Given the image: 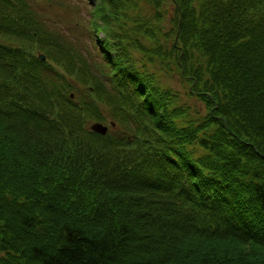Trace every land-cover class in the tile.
Segmentation results:
<instances>
[{
    "label": "trees",
    "instance_id": "trees-1",
    "mask_svg": "<svg viewBox=\"0 0 264 264\" xmlns=\"http://www.w3.org/2000/svg\"><path fill=\"white\" fill-rule=\"evenodd\" d=\"M89 1L0 0V264H264V0Z\"/></svg>",
    "mask_w": 264,
    "mask_h": 264
},
{
    "label": "rangeland",
    "instance_id": "rangeland-1",
    "mask_svg": "<svg viewBox=\"0 0 264 264\" xmlns=\"http://www.w3.org/2000/svg\"><path fill=\"white\" fill-rule=\"evenodd\" d=\"M87 1L88 3H90L89 0ZM34 4L36 8L41 9L46 18L49 17V21H51L50 23H52L54 29L62 30L71 38L78 39L79 41L77 42L85 45L83 48L84 54L87 55L88 58L94 63L102 66V57L98 53L96 47L94 46V43L90 38H88V35H86L85 32L80 33L82 24H79L78 21L81 20L84 24H87L88 19L91 17L88 5L87 7L85 6L87 4L85 3V0H40L39 3ZM139 5H141L142 7L141 12L143 13V16L145 18L149 17V19H151L152 21H157L155 8L151 4L147 3L145 0H140ZM65 7L67 10L64 12L63 10L65 9ZM170 18L171 15H168L164 17L163 21H160L159 25L162 26L161 33L165 32L166 29L172 27V25H170ZM89 24L92 28L93 24L91 23V21L89 22ZM102 35L103 32H100V36ZM159 37L162 43L166 42L167 39L165 38V33L159 34ZM155 60L156 61H153V63H149L147 65V72L153 73L155 79L158 80L159 85L163 89L166 88L176 93L178 95V99L176 102L177 105H184L188 108V112L196 117L198 110L200 112L203 111L202 105L195 99L190 98L186 91L187 86L183 84L178 79V77L175 76V78H171V72H168L166 68L163 67L162 63H160L157 59ZM101 71H104V69H101ZM228 245L231 246V248L234 249V252L238 254L251 249L249 246H234L231 244Z\"/></svg>",
    "mask_w": 264,
    "mask_h": 264
},
{
    "label": "water",
    "instance_id": "water-1",
    "mask_svg": "<svg viewBox=\"0 0 264 264\" xmlns=\"http://www.w3.org/2000/svg\"><path fill=\"white\" fill-rule=\"evenodd\" d=\"M40 58L42 59V60H45V55H40ZM90 129L92 130V131H94V132H97V133H100V134H102V135H105L106 133H107V131H108V126L107 125H105V124H102V123H100V122H93L92 124H91V126H90Z\"/></svg>",
    "mask_w": 264,
    "mask_h": 264
}]
</instances>
